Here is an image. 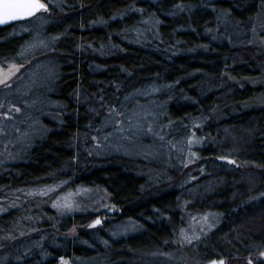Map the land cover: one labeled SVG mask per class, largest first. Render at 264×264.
<instances>
[{
    "label": "trees",
    "instance_id": "1",
    "mask_svg": "<svg viewBox=\"0 0 264 264\" xmlns=\"http://www.w3.org/2000/svg\"><path fill=\"white\" fill-rule=\"evenodd\" d=\"M62 9L46 28L57 61L48 97L59 116L44 119L47 131L23 162L0 167V197L57 183L99 188L114 213L144 228L103 246L91 223L99 214L57 218L55 230H88L67 243L49 239L43 253L22 264H165L156 254L172 251L184 218L206 212L220 216V224L200 247L204 263L264 264L258 259L264 251V0H65ZM29 20L0 28V64L25 43V35L12 34ZM145 90L162 106L166 142L185 135L199 142L197 169L186 185L156 180L142 158L88 153L106 110ZM8 210L0 215V241L19 237L27 218L41 223L46 214L34 201Z\"/></svg>",
    "mask_w": 264,
    "mask_h": 264
},
{
    "label": "rangeland",
    "instance_id": "2",
    "mask_svg": "<svg viewBox=\"0 0 264 264\" xmlns=\"http://www.w3.org/2000/svg\"><path fill=\"white\" fill-rule=\"evenodd\" d=\"M46 2L50 10L14 28L12 35H25L26 41L14 59L0 64V69L5 73L8 72L10 65L15 64L19 67V71L15 72L6 83H0V167L23 162L32 143L47 131L44 119L54 121L59 116L57 103L52 102L48 97L52 91V80L56 78L57 61L51 53L52 46L46 28L62 17L59 15L62 14L65 0H46ZM54 13L58 15L55 16ZM262 17L264 18V15ZM259 33L264 41V22ZM153 95L152 91L145 90L144 93L130 96L123 103L121 102V106L119 105L116 111L106 110L100 126L94 130L91 137L92 146L88 149V153L99 158L119 153L142 158L147 161L145 171L155 175L156 180L163 178L165 181H170L168 184L170 187L176 183V186L181 187L186 185V182L188 184L193 181L192 173L197 169L194 149L199 142L195 137L186 135L166 142L167 136L159 120L162 106L156 101L148 100ZM165 153L173 154L171 160L168 155L165 157ZM172 173H175L174 177ZM74 185L64 188V184L57 183L3 193L0 197V215L8 212V208L13 205L33 201L37 204V208L39 207V210L45 211L46 214L41 221L42 225L40 221L32 220L34 218H27L24 228L18 230L21 234L19 237L9 239L10 234L3 236L5 238L0 241V264H22L24 259L43 253L46 241L51 238H53L52 243L56 241L67 243L73 238L85 235L88 230L86 225L76 226L65 232L55 230L52 225L55 223L54 219H64L76 213L99 214L91 221L95 223L98 219L102 220L96 227L97 230L100 229V233L94 236L97 245L107 246L112 241L143 231L142 223L122 218L113 212L114 207L103 190ZM155 188L159 187L155 184ZM42 192H47V195H42ZM69 193L72 194L71 207L66 208L62 206L65 202L62 198L67 197ZM185 195L188 196L186 192ZM183 202L185 207L187 202ZM54 204L58 206L54 207ZM183 221V225L178 228L171 240L172 251L156 254L165 264H210L220 260H224L225 264L229 263L225 258L213 259L205 263L201 260L200 247L205 237L220 224V216L214 212L194 213ZM40 225L44 227L40 229ZM3 232L6 234L7 231ZM90 242L88 243L94 247ZM57 246L59 247V244ZM258 259H264V251ZM254 260L248 259L249 264H253ZM95 262L84 259L75 261L62 259L56 264H95ZM237 263V260L231 262V264Z\"/></svg>",
    "mask_w": 264,
    "mask_h": 264
},
{
    "label": "snow or ice",
    "instance_id": "3",
    "mask_svg": "<svg viewBox=\"0 0 264 264\" xmlns=\"http://www.w3.org/2000/svg\"><path fill=\"white\" fill-rule=\"evenodd\" d=\"M41 10H48L46 4L43 3L42 0H0V25L33 17ZM17 71H19V67L15 64L9 66L7 73H5L3 69H0V83H6ZM50 191H54V189H50ZM41 194L47 195V192H42ZM71 195L72 194L69 193L67 197L62 198L65 201L62 205L63 207H71ZM53 206L57 207L58 205L54 204ZM99 223L100 220L95 221V224ZM212 264H216V262L213 261ZM219 264H223V262L221 261Z\"/></svg>",
    "mask_w": 264,
    "mask_h": 264
},
{
    "label": "water",
    "instance_id": "4",
    "mask_svg": "<svg viewBox=\"0 0 264 264\" xmlns=\"http://www.w3.org/2000/svg\"><path fill=\"white\" fill-rule=\"evenodd\" d=\"M42 2L46 4L47 9H48L49 7H48L47 3H46L45 1H43V0H42ZM42 12H44V10H41L40 12H38V13H37L35 16H33V17H30V18H27V19H22V20L11 21V22H9V23H7V24L0 25V28H1V27H7V26H10V25H13V24H16V23H21V22H23V21L29 20V19H31V18H34V17L38 16V15L41 14ZM98 220H100V222H101V219H98ZM99 224H100V223H99ZM97 225H98V224L93 223V226H97ZM221 261L223 262V264H225V261H224V260L215 261V262H216V264H219V262H221ZM210 264H212V263H210Z\"/></svg>",
    "mask_w": 264,
    "mask_h": 264
},
{
    "label": "flooded vegetation",
    "instance_id": "5",
    "mask_svg": "<svg viewBox=\"0 0 264 264\" xmlns=\"http://www.w3.org/2000/svg\"><path fill=\"white\" fill-rule=\"evenodd\" d=\"M102 221V220H101ZM93 224V223H92Z\"/></svg>",
    "mask_w": 264,
    "mask_h": 264
}]
</instances>
